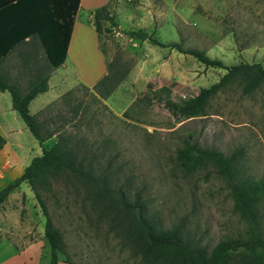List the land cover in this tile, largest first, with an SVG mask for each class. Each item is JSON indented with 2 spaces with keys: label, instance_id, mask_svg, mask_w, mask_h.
Instances as JSON below:
<instances>
[{
  "label": "rangeland",
  "instance_id": "374dc122",
  "mask_svg": "<svg viewBox=\"0 0 264 264\" xmlns=\"http://www.w3.org/2000/svg\"><path fill=\"white\" fill-rule=\"evenodd\" d=\"M110 12L117 26L100 35L101 49L90 43L86 53H81L80 47L74 46L66 69L60 68L66 74L60 91L53 88L50 94L34 99V114L40 120L47 119V128L70 134L72 143L79 146L78 156H84L85 163L91 160L94 174L105 176L111 184H126L132 192L140 191L160 226L170 227L183 220L191 238L208 250L222 238L247 235V221L235 212L229 187L215 169L186 170L174 156L191 133L202 146L227 155L242 150L237 177L264 178V83L250 93L233 84L212 96L205 108L191 106L185 109L184 117L173 116L163 102L153 98L147 83L172 88V102L196 99L225 69L207 68L188 54L162 49L146 38L131 39L123 31L144 28L162 43L179 41L183 47L202 50L227 66L258 62L264 68V0H111ZM86 14L82 9L77 17L78 29L86 22ZM108 26L102 23L103 28ZM167 52L179 59L181 79L190 72L186 84L161 79L155 64H148ZM109 61L127 71L124 88L96 101L91 88L74 84L78 79L74 66L77 64L84 74L93 65L98 69V82ZM27 85L26 79H19L22 90ZM68 92L72 93L67 96ZM127 101L133 107L129 118L123 111H115ZM78 102L74 113L71 107ZM185 104L190 103L180 105ZM28 134L31 138L23 139L30 155L36 156L41 147ZM55 140L56 135H52L44 143L52 145ZM46 168L53 188L44 196L66 244L65 251L59 252L58 264H67L66 259L72 264H142L109 222L98 217L85 188L75 189L66 183L53 164H46ZM10 194L2 204L4 211L0 210V236L16 247L38 242L42 250L39 264H48L45 217L33 191L22 182ZM258 209L264 234V199ZM3 243L0 253L6 256L7 243ZM3 264L28 263L4 257Z\"/></svg>",
  "mask_w": 264,
  "mask_h": 264
},
{
  "label": "trees",
  "instance_id": "16d2710c",
  "mask_svg": "<svg viewBox=\"0 0 264 264\" xmlns=\"http://www.w3.org/2000/svg\"><path fill=\"white\" fill-rule=\"evenodd\" d=\"M79 5L80 0H0V63L27 36L36 35L49 67L57 68L64 64ZM92 21L99 35L109 33L117 26L114 15L110 14V3L96 9ZM103 22L109 26L103 28ZM123 32L131 39L146 38L162 49L191 55L207 68L225 69L219 80L202 90L196 99L182 101L190 103L184 106L170 100L172 88L166 85L156 88L153 83H147L153 98L163 102L173 116L179 114L184 117L185 109L191 106L200 105L205 108L212 96L233 84L243 87L244 93H250L264 83V68L258 62L227 66L219 59L208 57L202 50L183 47L179 41L162 43L143 28ZM126 74V70L109 61L107 74L93 85L95 100H106L118 88ZM48 78L49 71L40 70L27 88L22 90L17 83H10L0 72V92L10 95L12 107L41 147V154L32 157L23 172L0 189V205L22 182L28 183L45 217L43 234L50 250L48 264L58 263L59 252L65 251L66 244L63 233L53 221L44 196V193L53 188L46 164H53L56 173L66 183L75 186V189L79 186L85 188L88 203L98 217L109 222L110 227L123 237L126 245L133 251V256L142 264H264V234L258 209L264 199V178L236 176L242 150L235 149L227 155L220 149L202 146L193 139L191 133L176 149L174 159L182 168L195 171L211 166L215 169L229 187L235 212L248 224L247 235L222 238L208 250L191 238L183 220H178L170 227L160 226L149 209L147 198L140 191L132 192L126 184H111L105 176L94 174L91 160L85 163L84 156H78L79 146L72 143L70 134L47 128V119L40 120L36 114L30 113V102L47 91ZM79 105L80 102L72 105L71 110L77 113ZM52 135H56V140L52 145H46L44 141ZM4 144L5 139L0 135V148ZM65 263L72 264L69 259Z\"/></svg>",
  "mask_w": 264,
  "mask_h": 264
},
{
  "label": "crops",
  "instance_id": "0c3cea01",
  "mask_svg": "<svg viewBox=\"0 0 264 264\" xmlns=\"http://www.w3.org/2000/svg\"><path fill=\"white\" fill-rule=\"evenodd\" d=\"M115 1L118 2V0ZM109 3H111V0H105L102 3L100 0H80L79 9L75 16L76 22L73 26L64 64L57 68H50L49 63L45 58V52L39 38L36 35H29L23 42L17 44L11 52L8 53L7 57L1 61L0 72L10 83L15 82L19 85L20 78L26 79L28 84L35 79L36 73L40 70L49 71L48 89L43 94L38 96L50 94L53 88H56L57 92H59L60 87H62L66 80V74L63 73L60 68L66 69L67 61L72 59L71 53L74 46H79L81 53H86L87 46L90 43L95 47V49H101L100 35L96 32L94 26L92 25L93 14L96 9L98 10L101 7L108 6ZM82 9H84L87 13L85 16L86 22L78 29L77 17ZM110 14L112 13L110 12ZM165 55V57L161 56V58L157 59V61L153 62L148 60L147 62L149 65L155 64L157 76L161 79L179 81L186 84L187 79L190 78V72L188 71L186 79H181L179 72V59L175 57V54L173 53L172 55H169V52H167ZM188 60H192L191 62H194L191 58ZM193 65L195 66L194 63ZM74 69L78 77V79L75 78L74 84L79 82L83 86L92 89L93 85L96 84L98 80V69L92 65L91 67H88L87 72H83L84 74H80L79 66L77 64L74 66ZM106 74L107 70L104 75ZM125 81L126 77L117 87L124 88ZM187 99L189 98H182L177 103H181ZM32 101L30 102L29 110L31 114H34L31 108ZM132 109V103L127 101L119 111H115L118 113L123 111V114L128 117L131 116L129 112L131 113L133 111ZM19 117L20 115L12 107L10 95L7 92H0V135L5 139V144L2 148H0V189H2L5 184L9 183L14 177L20 175L23 172L25 165H27L31 158L34 157L30 155L29 146L23 139L25 136L27 138H31L28 134L29 129L25 125L24 121L21 122L19 120ZM10 195L11 194H9L8 197H10ZM4 202L2 204H4ZM2 204L0 205V210L4 211ZM3 242L7 243V255L3 256L2 253H0V264H3L4 257L7 261L10 260L18 262L22 259L28 264L31 262L34 264L40 263V252L42 250L40 249L41 246L38 242L25 243L22 246L19 245L16 247L14 243L9 241L5 236H0V244H4Z\"/></svg>",
  "mask_w": 264,
  "mask_h": 264
},
{
  "label": "built area",
  "instance_id": "2783aa9c",
  "mask_svg": "<svg viewBox=\"0 0 264 264\" xmlns=\"http://www.w3.org/2000/svg\"><path fill=\"white\" fill-rule=\"evenodd\" d=\"M131 1V0H130Z\"/></svg>",
  "mask_w": 264,
  "mask_h": 264
}]
</instances>
